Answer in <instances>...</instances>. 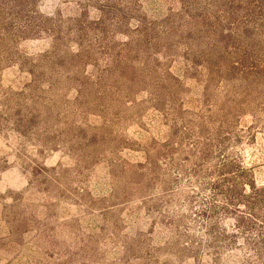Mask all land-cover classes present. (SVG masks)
Segmentation results:
<instances>
[{
    "label": "rangeland",
    "instance_id": "1",
    "mask_svg": "<svg viewBox=\"0 0 264 264\" xmlns=\"http://www.w3.org/2000/svg\"><path fill=\"white\" fill-rule=\"evenodd\" d=\"M0 264H264V0H0Z\"/></svg>",
    "mask_w": 264,
    "mask_h": 264
}]
</instances>
